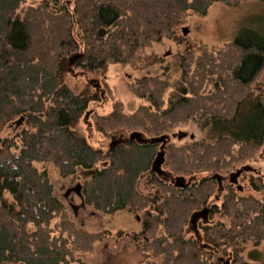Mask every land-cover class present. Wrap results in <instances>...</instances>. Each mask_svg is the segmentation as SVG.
I'll list each match as a JSON object with an SVG mask.
<instances>
[{"label": "trees", "instance_id": "16d2710c", "mask_svg": "<svg viewBox=\"0 0 264 264\" xmlns=\"http://www.w3.org/2000/svg\"><path fill=\"white\" fill-rule=\"evenodd\" d=\"M69 1L0 0V264H89L81 253L110 234L73 218L39 162L63 176L84 171L83 196L95 209L140 216L141 229L129 235L150 253L146 264L259 261L257 250H243L264 242V179L248 177L258 195L226 182L222 201L212 197L218 175L253 159L264 143V91L252 86L264 70V37L239 33L222 50L187 49L181 85L145 73L130 84L143 99L134 111L117 101L97 117L106 134L139 130L147 138L198 122L203 137L166 142L165 173L152 170L161 141L125 136L93 145L80 122L101 94L91 85L76 90L62 75L64 60L81 53L75 63L105 77L110 63H135L154 43L176 39L188 16L241 0ZM11 123L19 130L4 134ZM144 176L153 191L141 189ZM205 206L209 216L197 230L191 218Z\"/></svg>", "mask_w": 264, "mask_h": 264}, {"label": "rangeland", "instance_id": "374dc122", "mask_svg": "<svg viewBox=\"0 0 264 264\" xmlns=\"http://www.w3.org/2000/svg\"><path fill=\"white\" fill-rule=\"evenodd\" d=\"M75 1H69L72 7L75 6ZM183 27L189 29L186 35L183 33ZM177 33L176 39L164 38L161 42L146 48L141 54V58L135 63H110L105 77L93 72L85 73L75 63V60L71 61V56L64 60L62 75L67 83L76 90L91 85L101 94L100 100L90 103L88 115H84L80 122L81 130L93 145L108 147L115 138L119 137V133L106 134L102 132L96 125L98 116L109 114L117 101L122 102L125 110L129 112L134 111L143 102V99L132 91L130 85L137 77L145 73L160 74L170 78L178 87L183 79L182 60L187 49H193L197 54L203 52L205 47L222 50L226 44L233 43L239 33L249 38L254 35L259 38L264 37V0H241L236 6L215 3L206 16H188ZM254 81L252 86L258 91H264V70ZM18 130L19 125L11 123L3 133L11 135ZM174 132L176 133L175 136L172 135ZM179 132H186V135H183L180 140L178 139ZM130 133L125 131L123 135L129 136ZM191 134L203 137L205 131L198 122L190 121L187 124L177 126L170 133L168 140L180 143L189 139ZM243 164H248L252 170L246 171L243 180L239 181L241 187L239 191L241 194L258 195L257 192L251 190L248 177L261 175V178L264 179V143L254 152V158L244 161ZM38 166L48 170L56 195L67 203L73 218L80 225L90 231L105 229L110 231L107 237L95 244L92 251L81 253L89 264H146L151 258L150 253L129 235L131 231L141 229L142 220L140 216L127 210L108 214L95 209L86 202L85 198L84 203L77 207L76 212L72 202L81 200L79 190L84 195L82 187L78 188L77 186L80 183L82 186L83 179L86 178L85 172L79 170L77 177L63 176L52 162H39ZM229 174L223 173V178L224 176L228 178ZM146 178L147 176H144L141 179L140 187L144 191L151 192L155 188L146 184ZM226 182L227 180L224 179L225 185ZM224 184L223 189H217L216 195L212 197V202L215 200L222 201L226 191ZM121 230L123 233L119 234ZM253 249L260 253L259 261L250 259V262L262 264L264 261V242L257 246L252 242H247L244 245V255L247 256L249 250Z\"/></svg>", "mask_w": 264, "mask_h": 264}, {"label": "water", "instance_id": "95a60500", "mask_svg": "<svg viewBox=\"0 0 264 264\" xmlns=\"http://www.w3.org/2000/svg\"><path fill=\"white\" fill-rule=\"evenodd\" d=\"M182 30H183V33L185 35L189 31L188 27H183ZM81 55H82L81 53L73 54L70 57V59H71V61H74L76 58H78ZM88 113L89 112H87L86 115H88ZM172 135L175 136L176 133L174 132ZM183 135H186V132H179L178 133V137H182ZM193 135L194 134H191V136H193ZM169 136H170L169 134H162L160 136H153V137L147 138V137L144 136V134L141 131L134 130V131H132L129 134V139H131V140H133V139L148 140L149 139V140H152V141H161L162 142V145H161V148L158 151V153H157V155H156V157H155V159L153 161L152 170H155V171H158V172H162V171H164L163 168H162V165H163V163L165 161V144L168 141ZM116 143H117V140L114 139L111 142V146H114ZM248 170L249 171L252 170L251 166H248V164H243L242 166H239L238 169L236 168L235 170L231 171V173L229 174V178H228L229 179V182L230 183L231 182H235V183L238 182V179L237 178L243 173V171H248ZM220 178H221V176L218 175V179L219 180H220ZM77 187L80 188L81 187V183L78 184ZM79 195H80L79 197L81 198V200H77V201H73L72 202V206L74 207V209L76 210V212H77V209H78L77 207L80 206V205H82L84 203V196L80 192V190H79ZM205 209H207V208H205ZM205 212L206 211H204V214H206ZM197 213H198L197 211L194 212V214L192 215V218H191L192 220H194V218H195V216H196Z\"/></svg>", "mask_w": 264, "mask_h": 264}, {"label": "flooded vegetation", "instance_id": "af4514ba", "mask_svg": "<svg viewBox=\"0 0 264 264\" xmlns=\"http://www.w3.org/2000/svg\"><path fill=\"white\" fill-rule=\"evenodd\" d=\"M127 137H129V136H127ZM170 137V136H169ZM126 137L125 136H123V135H119V137H117V138H115L116 140H117V143H119L120 141H122L123 139H125ZM169 139V138H168ZM162 168H163V165H162ZM236 169V168H235ZM238 169V168H237ZM163 170L164 171H162V172H159V173H165L166 171H165V169L163 168ZM158 172V171H157ZM221 175V174H220ZM242 175V174H241ZM241 175L239 176V177H241ZM239 177L237 178L238 179V182H232V183H234V184H236L237 185V187L238 188H241L240 186H239ZM229 178V177H228ZM228 178H226L225 176H224V178H223V174L221 175V178H220V180L218 181V183H219V187H218V189L219 188H221V189H223V182H224V179H226L227 180V182H229V179ZM224 188H225V190H226V185L224 184ZM205 208H207V209H205ZM200 211V212H199ZM204 211H206L205 213L206 214H204ZM197 214H196V216H195V218H194V223H195V227H196V229L198 230V228L200 227V220L202 219L203 221H206L207 219H208V216H209V212H210V206H205L204 208H201V209H198L197 210Z\"/></svg>", "mask_w": 264, "mask_h": 264}]
</instances>
